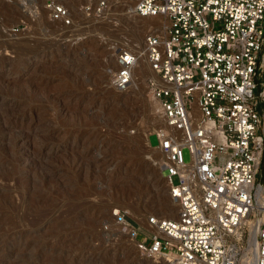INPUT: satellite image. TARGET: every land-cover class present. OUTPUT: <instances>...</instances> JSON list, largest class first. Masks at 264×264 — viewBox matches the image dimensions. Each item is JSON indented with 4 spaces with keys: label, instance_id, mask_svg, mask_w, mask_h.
Here are the masks:
<instances>
[{
    "label": "rangeland",
    "instance_id": "rangeland-1",
    "mask_svg": "<svg viewBox=\"0 0 264 264\" xmlns=\"http://www.w3.org/2000/svg\"><path fill=\"white\" fill-rule=\"evenodd\" d=\"M63 1L67 27L43 0H0V264H150L111 209L133 217L138 204L140 222L168 216L161 200L176 211L153 148L161 119L145 69L144 84L126 91L113 89L110 75L114 48L137 50L157 17L135 15L129 0H108L99 16L83 13L87 0ZM21 40L32 48L16 49ZM60 102L69 108L57 112ZM29 106L39 120L19 119Z\"/></svg>",
    "mask_w": 264,
    "mask_h": 264
},
{
    "label": "built area",
    "instance_id": "built-area-1",
    "mask_svg": "<svg viewBox=\"0 0 264 264\" xmlns=\"http://www.w3.org/2000/svg\"><path fill=\"white\" fill-rule=\"evenodd\" d=\"M129 1L135 15L157 17L143 37L145 84L161 119L153 148L176 215L152 213L144 223L112 207V219L153 264H240L256 225L250 263L264 264L256 191L261 167L264 187V80L254 92L264 74V0ZM107 5L88 0L82 9L99 16ZM43 6L51 20L72 23L63 0ZM113 54L110 86L129 90L140 53L122 44Z\"/></svg>",
    "mask_w": 264,
    "mask_h": 264
},
{
    "label": "bare ground",
    "instance_id": "bare-ground-1",
    "mask_svg": "<svg viewBox=\"0 0 264 264\" xmlns=\"http://www.w3.org/2000/svg\"><path fill=\"white\" fill-rule=\"evenodd\" d=\"M87 2H88V0H87ZM131 3V2H130ZM141 17H149V16H141ZM63 25V24H62ZM63 26H66V25H63ZM67 27V26H66ZM139 36V35H138ZM138 36H136L135 37V41L136 40H139V37ZM5 42V41H4ZM11 43L13 44L14 42H12L11 41ZM21 43V44H20ZM19 43V41L15 44L14 43V47L16 48V49H19V50H21L22 51V49H23V51H25V50H29L30 48H32V47H30L31 46V43H30V41L29 40H24V41H22L21 40V42ZM8 44V43H7ZM1 45V44H0ZM4 45V44H3ZM9 45V44H8ZM136 48H137V51L140 53V57H139V59H138V61L136 62V64H135V66H134V69H133V77H132V86H133V84H137L138 82H139V84L141 85V84H144V81L142 82V78H143V74H144V72L145 71H147V74H149V73H151V70H150V68H149V65H148V63H147V60H146V58H145V55H144V53H143V42L142 43H139V42H137L136 43ZM5 46H6V44H5ZM22 46V47H21ZM45 46V45H44ZM30 47V48H29ZM11 48V47H10ZM29 48V49H28ZM13 49V48H12ZM15 50V49H14ZM18 50V51H19ZM22 53V52H21ZM114 59H115V56H114ZM109 61V60H108ZM110 62V61H109ZM114 62V61H113ZM141 62H144V65H145V68L143 67H141L140 65H141ZM144 69H145V71H144ZM33 70V69H32ZM146 73V72H145ZM135 75L137 76V77H135ZM136 78V79H135ZM34 79V78H33ZM32 81V80H31ZM29 83H33V81L32 82H29ZM34 84V83H33ZM27 85H29V84H27ZM27 85H26V87H27ZM30 86V85H29ZM27 87V88H30V87ZM26 87H25V89H26ZM23 88V87H22ZM22 88H20V89H22ZM19 89V90H20ZM31 89H33V86L29 89V90H31ZM18 90V89H17ZM18 90V91H19ZM17 91V92H18ZM28 91V90H27ZM20 92V91H19ZM22 93V92H21ZM18 94V93H17ZM20 95V94H19ZM29 98V97H28ZM26 101H27V99H25ZM28 101H30V100H28ZM21 102V101H20ZM19 102V103H20ZM25 102V101H24ZM27 104V103H26ZM28 105V104H27ZM69 106L70 105H68V104H65V103H58V105L56 106V108H57V112H61V111H63L64 109H68L69 108ZM39 107H41V106H39ZM155 107H156V105H155ZM27 108H28V110H27ZM26 108V110L27 111H24V113H23V115H21V117L19 116V119H24L25 120V118H27V120H31V118H32V120L33 121H36V120H39L40 118L38 117V116H35V112H34V110H36V109H34L35 107H27ZM41 109V108H40ZM39 110V109H38ZM34 114V115H33ZM42 116V115H41ZM28 123V122H27ZM26 123V124H27ZM36 123H38V122H36ZM46 125H48V124H46ZM34 127V126H33ZM56 129H58V128H56ZM55 128H50V129H48V131H53V130H56ZM84 135V133H82V135L81 136H83ZM19 137V136H18ZM15 139V138H14ZM80 143V141H77L76 143H75V145H77V144H79ZM79 159V158H78ZM78 159H76V160H74L75 162L76 161H78ZM105 163H108V160H106V162ZM261 184L259 183V185H258V187H257V189H256V191H257V199H258V201L259 202H261L262 200H263V198H264V187H262V186H260ZM33 186V185H32ZM33 188V187H32ZM32 192H33V190H32ZM36 193V192H35ZM166 193V192H165ZM36 200V199H35ZM33 201V200H32ZM4 202V201H3ZM160 202V201H159ZM158 202V206H159V208L162 210L161 212H162V214L163 215H168V216H171V217H174L175 216V212H174V207H171L170 205H168V203H165L163 200H161V202L159 203ZM138 203V202H137ZM128 204V203H127ZM131 204V203H130ZM129 205V204H128ZM130 206V205H129ZM131 214H132V216L133 217H137V212L136 211H138V209H139V206H138V204H132L131 206ZM41 208V207H40ZM47 208V207H46ZM158 208V209H159ZM140 211V210H139ZM4 215V214H3ZM37 216V215H36ZM261 218H262V215H261V217H260V219L258 218V220L257 221H260L261 220ZM37 219V218H36ZM112 221V220H111ZM146 221V220H145ZM15 222V221H14ZM145 223V222H144ZM17 227V226H16ZM0 230H2V229H0ZM256 232H257V228H256V225L252 228V231H251V233H250V237H249V240H248V244H247V246L245 247V250L243 251V254H242V258H241V260H240V264H246V263H250L251 261H252V259H253V256H252V254H253V248H254V237H255V235H256ZM2 233V232H1ZM38 238V237H37ZM37 245V244H36ZM150 259V258H149ZM149 262H150V264H153L152 263V261H151V259L149 260ZM251 264V263H250Z\"/></svg>",
    "mask_w": 264,
    "mask_h": 264
},
{
    "label": "water",
    "instance_id": "water-1",
    "mask_svg": "<svg viewBox=\"0 0 264 264\" xmlns=\"http://www.w3.org/2000/svg\"><path fill=\"white\" fill-rule=\"evenodd\" d=\"M161 175L163 176V174L161 173ZM259 183H262L263 181V168L261 167L260 172H259Z\"/></svg>",
    "mask_w": 264,
    "mask_h": 264
}]
</instances>
